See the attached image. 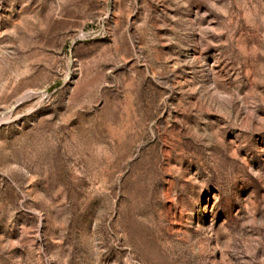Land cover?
I'll return each mask as SVG.
<instances>
[{
	"label": "rangeland",
	"instance_id": "obj_1",
	"mask_svg": "<svg viewBox=\"0 0 264 264\" xmlns=\"http://www.w3.org/2000/svg\"><path fill=\"white\" fill-rule=\"evenodd\" d=\"M0 264H264V0H0Z\"/></svg>",
	"mask_w": 264,
	"mask_h": 264
}]
</instances>
